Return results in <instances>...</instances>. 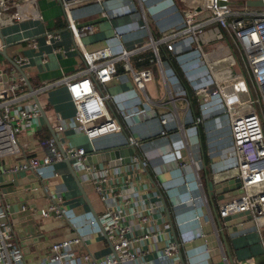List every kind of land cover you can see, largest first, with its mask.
<instances>
[{
  "label": "crops",
  "instance_id": "obj_1",
  "mask_svg": "<svg viewBox=\"0 0 264 264\" xmlns=\"http://www.w3.org/2000/svg\"><path fill=\"white\" fill-rule=\"evenodd\" d=\"M0 3L3 9L0 12V40L4 45L1 51L3 56L0 53V84L22 78L6 59L19 68L31 89L55 84L37 96L46 122L39 116L36 128L16 134L19 152L1 158L0 169L31 157L40 160L45 152L44 143L52 140L50 130L58 144L81 148L87 156L99 150L124 146L127 138H133L138 142L134 156L146 160L147 165L144 169L135 165L127 166L116 177H112L115 193L120 195L117 205L123 204L121 199H124L131 200L136 210L153 207V217L158 219V223L152 230L161 232L160 237L147 239L142 245L135 246L140 252L135 262L229 264L220 241V248L215 238V248H208L199 239L203 236V230L210 229L212 233L210 223L202 218L203 215L207 211L212 214V207L215 210L219 201L229 196L222 192L216 193L213 185L222 177L212 172L222 165L219 163V151L229 139L222 117L210 118L200 112L203 96L196 91L209 86V82L203 67L196 63L195 44L189 36L182 35L175 39L173 52H168L185 89L165 58L167 53L164 54V46L160 47L164 50L160 52L162 74L155 61L145 68H135L139 63L135 57L151 53L148 49L128 58V64L134 72L147 69L151 73V80L144 84L143 92L134 87L131 74L123 69L122 63H116L115 77L100 87L99 92L110 98L105 105L108 114L122 128L118 134L89 140L82 132L73 130L70 124L73 123L75 110L61 83L62 79L75 76L84 68L82 51L91 53L110 48L117 53L120 49L132 50L135 45L142 44L147 32L153 38L166 36L181 25L182 19L197 1L104 0L72 7L69 12L72 23L79 28H91L89 33L80 38L79 47L66 28L64 14L57 0H0ZM198 7H195L196 11ZM47 35L51 36L47 38ZM196 38L200 45L208 46L223 36L216 26H207L199 30ZM229 54L221 49L209 55L211 58L218 55L216 59H223ZM212 105H215L214 101ZM116 108L123 112V116L118 115ZM202 115L203 121L194 124L195 118ZM160 118L167 120L164 126L160 125ZM58 126H62V131H57ZM161 129L166 132L163 136L159 135ZM182 151L187 162L180 158ZM181 163L185 166L180 170L177 166ZM86 164L95 167L92 161L86 160ZM16 177L26 181L33 177L39 179L45 197L35 202L36 210L55 204L63 211L60 219H38L41 247L36 246L37 252L32 246L27 248L28 253L23 254L25 264H42L48 254V244L74 238L81 239L85 246L77 250L78 255L86 252L90 260L99 261L111 254L108 241L93 219V214L99 218L105 212L107 204L99 201L86 181L81 166L70 163L69 169L63 161L53 162L41 168L40 176L23 172ZM132 204L126 205L125 210ZM164 222L171 224L168 229L164 228ZM128 223L135 224L134 221ZM233 228L237 232L228 234L222 227L232 264H264L259 239L253 229H243L238 225ZM142 232L143 228L139 233ZM168 242L178 243L181 260L177 257L169 261L162 260L161 252Z\"/></svg>",
  "mask_w": 264,
  "mask_h": 264
},
{
  "label": "built area",
  "instance_id": "obj_2",
  "mask_svg": "<svg viewBox=\"0 0 264 264\" xmlns=\"http://www.w3.org/2000/svg\"><path fill=\"white\" fill-rule=\"evenodd\" d=\"M57 1L64 14L66 28L79 47L80 38L89 33L91 28L76 27L69 18L70 9L104 0ZM196 1L191 12L182 19L181 25L166 36L155 39L147 32L142 44L135 45L132 50L120 49L117 53L112 52L110 48L91 53L82 51V71L61 80L75 110L70 126L73 130L82 132L89 140L120 133L121 126L106 109L105 104L110 99L109 96L99 92L100 87L115 77L116 63H122L123 69L131 74L134 87L143 92L144 84L151 80V73L147 69L134 72L128 64V58L148 49L162 74L158 48L164 46L166 51L171 53L173 41L182 35H188L195 44L194 51L198 59L196 63L203 67L209 82V86L196 91L203 96L200 112L210 118L222 117L229 139L227 145L219 151V163L222 165L215 171L212 170L213 174L222 177L213 185L216 193L229 194L217 204L216 216L221 220L239 213H247L253 224L252 229L258 236L264 260V240L258 227V221H264V5L260 8H217L216 0H212V7L206 8L205 0ZM262 1L264 3V0ZM197 6L198 11L195 10ZM2 10L0 3V12ZM207 26H216L223 38L211 45L202 46L197 42L196 34ZM50 36L47 35V38ZM3 47L0 40V52ZM221 49L228 51L229 56L223 59H216L218 55L215 58L210 57L209 54L218 53ZM54 85L27 91L20 77L14 82L0 84V159L19 152L16 134L38 126L39 111L33 98L37 100V96ZM213 101L215 105H212ZM116 111L118 115L123 116L121 110L116 108ZM202 121L203 115L195 118L194 124ZM166 122L165 118L159 120L161 126ZM62 129V126L57 127L58 132ZM165 134L164 129L159 131V135ZM44 144L45 152L40 160L33 157L24 159L15 165L0 169V175L33 172L40 176L41 168L63 160L81 166L86 181L92 186L99 201L107 204L105 212L97 218V223L109 243L111 254L99 261L90 260L86 252L78 255L77 250L85 246L81 239L74 238L52 243L42 264H137L135 261L140 252L135 246L161 235V232L152 230L158 219L153 217V207L136 210L131 200L124 199H121L123 204L117 205L120 195L115 193L112 177H116L120 170L127 166L135 165L144 169L146 160L133 155L128 165L109 166L105 163L95 168L85 165L87 154L81 148L65 144H58L57 147L53 140ZM126 145L135 149L138 142L127 138ZM184 166L181 163L177 168L181 170ZM202 198L204 199V196ZM128 204H132V207L125 210ZM3 215L0 207V219ZM40 215L42 218L60 219L63 217V211L58 205L50 204L40 210ZM194 218L197 219L196 216ZM202 218L210 223L211 235L220 248L217 230L209 212ZM129 221H134L135 224L130 225ZM90 223L94 224L93 221ZM170 225L163 223L167 229ZM141 228L142 234L139 233ZM178 246L177 242L166 243L161 252L162 260L169 261L176 257L178 259ZM0 264H25L11 227L4 223H0Z\"/></svg>",
  "mask_w": 264,
  "mask_h": 264
},
{
  "label": "water",
  "instance_id": "obj_3",
  "mask_svg": "<svg viewBox=\"0 0 264 264\" xmlns=\"http://www.w3.org/2000/svg\"><path fill=\"white\" fill-rule=\"evenodd\" d=\"M212 0H205L204 5L206 8L212 7ZM264 5L262 0H216L215 6L217 8H260ZM3 43V42H2ZM3 56V53L0 52ZM22 76L23 82L27 88V91H32L27 80L23 77L19 68L9 59H6ZM37 109L39 111L40 118L45 121L43 111L36 100L33 98ZM52 140L58 146L54 133L50 130ZM60 151V148L58 149ZM134 155V149L128 145L120 146L113 149L99 150L91 153L87 156V162L92 161V165H95L97 168L100 164L106 163L109 166L117 165H128L129 159ZM181 159L184 162L186 161L185 152L180 153ZM118 159H121L120 161ZM66 166L70 169V163L67 160H63ZM32 174V172H30ZM77 182V181H76ZM78 186V183H77ZM78 188H80L78 186ZM81 191V189H80ZM83 196V192L81 191ZM45 193L43 186L40 183L39 179L36 177L30 181L26 179L17 178L16 175H0V207L3 211V217L0 219V223L7 224L11 227L15 240L17 241L18 247L20 248L22 254L28 253V247L32 246L33 249L37 252L38 249L36 246H39V237L40 230L38 228L37 222L38 219H42L40 215V210H36L35 202L40 198H44ZM166 217L169 219L167 210L165 209ZM210 214V213H209ZM215 229L217 230L218 240L221 242L225 248V253L228 258L229 264H232L229 257V253L226 249L225 238L222 227L226 229L228 234L237 232L234 230L233 226L238 225L240 228H252L253 224L250 222V219L247 213H239L232 215L230 217L219 220L216 216V212L212 207V214H210ZM93 219L97 222L96 216L93 214ZM207 235V236H205ZM200 242L205 243V246L208 248H215L214 236L211 235L210 229L208 231L203 230L202 238H199ZM212 241L210 245L209 242ZM49 246L51 244H48ZM186 246H189L187 244ZM184 246V248L186 247ZM41 247V246H39ZM178 258L181 260L182 256L178 249ZM121 264V263H119Z\"/></svg>",
  "mask_w": 264,
  "mask_h": 264
},
{
  "label": "trees",
  "instance_id": "obj_4",
  "mask_svg": "<svg viewBox=\"0 0 264 264\" xmlns=\"http://www.w3.org/2000/svg\"><path fill=\"white\" fill-rule=\"evenodd\" d=\"M155 39H157V38L155 37ZM160 47H161V46H160ZM160 47L158 48V55H159L160 60H162L161 57H160V52H161V51L163 52V51L165 50V48L163 47L164 50H162V49H160ZM166 53H167V54H166ZM164 54H166V55H165V58H166L167 61L169 62V65L171 66V69L174 71L175 74H177L180 83L183 85V87H184V89H185L186 87H185V84H184L183 80L181 79V77H180V75H179L180 73L176 70L175 62H174L172 59H169L168 52H167L166 50L164 51ZM135 58H136V59L138 60V62H139V63H137V65L135 66L136 69L145 68V67L151 65V63H154V60H153V58H152V54H151L150 52L145 53V54H142V55H138V56L135 57ZM200 138H201V141H202V135H200ZM201 145L204 146L203 142H201ZM202 150H204V149L202 148ZM203 152H204V151H203ZM203 156H204V155H203ZM204 163L206 164V159H205V158H204Z\"/></svg>",
  "mask_w": 264,
  "mask_h": 264
},
{
  "label": "rangeland",
  "instance_id": "obj_5",
  "mask_svg": "<svg viewBox=\"0 0 264 264\" xmlns=\"http://www.w3.org/2000/svg\"><path fill=\"white\" fill-rule=\"evenodd\" d=\"M145 86H146V85H145ZM161 87L164 88V87H163V84H161ZM256 110H257V109H256ZM258 227H259V230H260V232H261V234H262V238H263V240H264V221H262V220L258 221ZM253 232L255 233V230H253Z\"/></svg>",
  "mask_w": 264,
  "mask_h": 264
}]
</instances>
